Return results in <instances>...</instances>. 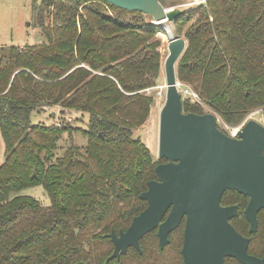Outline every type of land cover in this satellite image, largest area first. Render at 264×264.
I'll return each instance as SVG.
<instances>
[{"label":"trees","instance_id":"trees-1","mask_svg":"<svg viewBox=\"0 0 264 264\" xmlns=\"http://www.w3.org/2000/svg\"><path fill=\"white\" fill-rule=\"evenodd\" d=\"M33 12L45 42L0 47V264H184L180 230L164 250L151 232L140 242L142 254L130 248L108 261L110 234L127 230L147 208L140 195L158 179L160 162L135 132L155 101L147 90L161 74V27L101 0H33ZM174 27L187 41L178 79L201 100L184 101L185 113L204 115L205 104L234 127L264 110V0H206ZM60 104L63 112L87 114V128L33 124L36 112ZM76 132L85 149L72 140ZM68 133L69 146L57 156ZM35 186L46 189L50 207L19 194ZM249 200L230 190L222 204L239 207L233 225L252 239L249 253L261 257L264 210L250 233Z\"/></svg>","mask_w":264,"mask_h":264},{"label":"water","instance_id":"water-1","mask_svg":"<svg viewBox=\"0 0 264 264\" xmlns=\"http://www.w3.org/2000/svg\"><path fill=\"white\" fill-rule=\"evenodd\" d=\"M101 1L163 25L174 23L184 13L178 7L193 0H179L173 7L166 0ZM186 46L184 38L170 36L165 62L167 99L160 114L159 134V157L168 162L157 166L158 179L149 182L148 190L140 195L148 207L126 231L110 234L115 250L108 261L120 259L130 248L142 254L141 240L157 228L160 249L164 250L170 244V234L186 217L182 249L185 264H226L228 257L240 264H264V257L249 253L251 240L230 223L239 207L222 206L227 191L249 197L245 216L250 232L257 233L258 214L264 210V126L250 120L234 139L219 128L216 115L183 111L176 64Z\"/></svg>","mask_w":264,"mask_h":264},{"label":"rangeland","instance_id":"rangeland-1","mask_svg":"<svg viewBox=\"0 0 264 264\" xmlns=\"http://www.w3.org/2000/svg\"><path fill=\"white\" fill-rule=\"evenodd\" d=\"M177 1L179 0H166L165 3L171 5L170 7H173V4ZM195 7L196 5H188L183 7L182 10L183 12H189ZM124 17L130 20L133 16L125 15ZM143 18L146 21L150 19L152 20L151 17L145 15L143 16ZM159 26L161 27L162 33H158V36L159 34H164L167 37L166 39H164L159 36V38L161 39V46L159 47V52L161 54L162 60L161 74L158 80V86L155 88H151V91L148 93L155 100L154 104L152 105L151 114L148 117L146 123L135 132V135L136 137H140L145 143V145L148 147V149L151 151L153 160L157 163L160 162V164H162L165 163V161L159 157V134L160 114L167 99L165 62L169 55L168 46L170 42V36L176 37V34L174 23L167 22ZM163 29H165V31ZM44 42L45 37L42 33V30L38 27V23L33 12V0H0V47L13 46L32 48L38 47ZM179 61L176 64V72ZM178 83L179 90L183 96V102L190 101L192 104H195V101L192 99L189 93L191 89H189L187 85L180 82L179 79ZM61 105L62 104L54 107H47L44 111L36 112L32 116L33 124L42 122L48 125H60L64 122H70L75 127L87 128V123L89 120L87 114L71 110H65V112H63V108ZM202 107L204 108L206 113H212L216 115L218 121L220 122L219 127H221V124L223 125L224 121L220 116L212 112L205 104H202ZM250 120H255L264 126V110L260 109L258 111L248 114L240 125L234 127H243ZM70 139L71 138L69 133L63 136L62 140L58 143V150L56 152L57 156H61L63 151L67 149V147L69 146ZM72 140L82 149H85L87 146V140L81 132L73 133ZM4 161L5 146L3 140L0 137V164H2ZM19 194L35 198L45 208L51 206L50 197L43 186L31 187L20 192ZM247 225L249 227L248 223ZM180 231L183 237L184 229L181 228ZM176 236L178 235L176 234L174 236L175 239L177 238Z\"/></svg>","mask_w":264,"mask_h":264},{"label":"built area","instance_id":"built-area-1","mask_svg":"<svg viewBox=\"0 0 264 264\" xmlns=\"http://www.w3.org/2000/svg\"><path fill=\"white\" fill-rule=\"evenodd\" d=\"M203 3L205 4L206 3V0H193L190 4L182 5V6H179L178 8H181L182 9L183 7L188 6V5H200V4H203ZM150 91H151V89L147 90L148 93ZM189 93H190L192 99L195 102H200L201 103L200 97L195 92H193L192 90H190ZM219 125H220V122H219ZM243 127H231V126L225 124L224 122H223V125L221 124V130L225 134H227L229 137L234 138V139L239 138L240 131L242 130Z\"/></svg>","mask_w":264,"mask_h":264},{"label":"flooded vegetation","instance_id":"flooded-vegetation-1","mask_svg":"<svg viewBox=\"0 0 264 264\" xmlns=\"http://www.w3.org/2000/svg\"><path fill=\"white\" fill-rule=\"evenodd\" d=\"M168 162V161H167ZM167 162H165V163H167ZM162 164H164V163H162ZM147 191V190H146ZM222 206L223 207H231V206H237V205H233V204H231V205H223L222 204ZM147 207H148V203H147ZM170 211H171V209L169 210V212H168V214L170 213ZM168 214L165 216V218L163 219V221L162 222H164L166 219H167V217H168ZM238 214H239V211H238ZM238 216V215H237ZM236 216V217H237ZM236 217H234L233 219H231L230 220V223L233 225V221H234V219L236 218ZM247 219V218H246ZM248 221V220H247ZM249 223V222H248ZM234 226V225H233ZM130 227V226H129ZM185 227H186V217L184 218V220L182 221V223H181V225L175 230V231H173L171 234H170V236H169V239H170V244H171V237H172V235L174 234V233H176L178 230H180L181 228H183L184 229V233H185ZM250 223H249V231H250ZM128 229V228H127ZM236 229V228H235ZM158 228L157 229H155L154 231H152V232H156V234H157V236H158ZM121 231H123V230H121ZM120 231V232H121ZM126 231V230H125ZM120 232H119V234H120ZM251 233V232H250ZM119 234H117V235H119ZM242 235V234H241ZM244 237H246V238H249L250 240H251V242H252V239L250 238V237H247V236H244ZM158 239H159V237H158ZM251 242H250V244H251ZM169 244V245H170ZM169 245H167L166 247H165V249L169 246ZM183 245H184V235H183ZM159 246H160V243H159ZM249 248H250V246H249ZM182 249H183V246H182ZM129 251V250H128ZM181 253H182V250H181ZM183 256V255H182ZM253 256H255V255H253ZM256 257H259V256H256ZM264 256H261V257H259V258H263ZM229 259H234V258H226V264H227V262H228V260ZM234 260H236V259H234ZM237 261V260H236ZM183 262H184V259H183ZM185 264V263H184Z\"/></svg>","mask_w":264,"mask_h":264},{"label":"bare ground","instance_id":"bare-ground-1","mask_svg":"<svg viewBox=\"0 0 264 264\" xmlns=\"http://www.w3.org/2000/svg\"><path fill=\"white\" fill-rule=\"evenodd\" d=\"M159 36H161L162 38L166 39L167 37L165 35L160 34Z\"/></svg>","mask_w":264,"mask_h":264}]
</instances>
